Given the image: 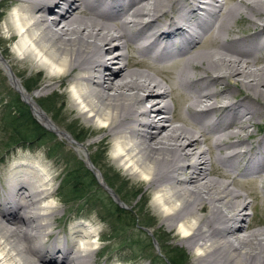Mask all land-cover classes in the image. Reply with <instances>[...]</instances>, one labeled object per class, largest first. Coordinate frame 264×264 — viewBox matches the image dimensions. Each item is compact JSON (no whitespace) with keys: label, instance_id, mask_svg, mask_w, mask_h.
I'll list each match as a JSON object with an SVG mask.
<instances>
[{"label":"bare ground","instance_id":"obj_1","mask_svg":"<svg viewBox=\"0 0 264 264\" xmlns=\"http://www.w3.org/2000/svg\"><path fill=\"white\" fill-rule=\"evenodd\" d=\"M8 2L14 59L66 86L77 115L110 139L112 162L145 182L198 263L264 264V229L243 212L256 197L246 202L237 180L256 177L264 189V136L249 142L264 113V0ZM9 63L0 51L37 121L70 140ZM39 162L0 165V264H95L96 225L59 223Z\"/></svg>","mask_w":264,"mask_h":264},{"label":"rangeland","instance_id":"obj_2","mask_svg":"<svg viewBox=\"0 0 264 264\" xmlns=\"http://www.w3.org/2000/svg\"><path fill=\"white\" fill-rule=\"evenodd\" d=\"M10 7L8 0H0L1 54L9 60V64L21 81L24 91L32 95L37 93L33 98L36 106L50 118L53 124L63 130L70 140L47 130L37 121L31 112V107L23 101L20 93L11 87L0 66V165L5 166L18 160L33 163L40 161L39 163L49 170L50 176L53 178L50 187L57 203L56 217L59 223L65 229L72 227L74 223L93 224L92 222H94L96 225L94 227H97L98 235L95 239V247L98 249V255L95 264H169L164 252L172 248L178 249L184 256L186 263L183 264H199L182 236L174 227L167 228L166 223L161 220L152 205V192L145 188V182L126 175L112 162L110 139L107 136H102V133H98L91 124L86 123L77 115L70 104L66 86H62L57 78H47L43 70L14 59L11 53L13 42L8 39L9 33H6L3 28L4 19ZM55 10L58 11V8ZM247 26V22H243L241 27L236 30H243ZM236 89L241 92L240 94L245 93L240 86ZM47 98L50 99L48 110L45 109L43 103ZM12 99H16L18 103L26 106L30 115L44 131L40 138L14 149L6 148L9 135L5 132L4 123L7 112L6 105ZM259 102L263 105L260 107L264 110V101L259 100ZM249 130L254 134L249 142L255 144L257 139L264 136V113L261 118L256 120V125ZM242 135L244 136L245 133ZM77 139L83 141L78 143ZM72 143L79 144L83 148L79 150ZM86 155H88L87 160L91 165L90 169L86 165ZM74 159L82 162L93 176L96 191H93L94 194H92L95 198V202L92 204L81 201L65 203L59 198V193L67 183L65 176L73 167ZM96 171L101 172L105 183L99 182L95 176ZM237 178L239 183H244L243 188L239 186V189L242 193L247 194L245 201L253 200V195L256 197L253 211L249 209L243 211L247 215L246 221L249 220L252 223V229H264V189H261L262 185L256 177ZM250 180H255L252 188L251 184H245V182H251ZM134 195L136 196L134 197ZM106 203L110 205L111 209L116 207L130 210L133 214L132 221L122 220L120 222L123 230L120 231L121 236L117 239V235L115 234L114 237L111 232L114 221L109 220L103 211V206H100ZM62 232H59V235L62 238L66 237L64 231ZM64 240V242H69L72 239L66 237ZM136 241H138L137 248L134 246L129 249V245L135 244Z\"/></svg>","mask_w":264,"mask_h":264},{"label":"trees","instance_id":"obj_3","mask_svg":"<svg viewBox=\"0 0 264 264\" xmlns=\"http://www.w3.org/2000/svg\"><path fill=\"white\" fill-rule=\"evenodd\" d=\"M49 98L44 99L43 103L45 109H49L50 102ZM6 113H5V132L9 135L7 139L6 148H17L21 145L27 144L34 139L40 138L44 131L43 129L36 123L34 118L30 115L28 108L21 103H18L16 99H12V101L6 105ZM78 143L83 140H76ZM66 186L64 189L62 188L59 193V198L62 202L71 203L72 201H81L86 203H94L95 198L92 194L93 191H96L94 187L93 176L90 172L85 168L82 162L79 160L73 161V167L66 174ZM93 192V193H92ZM96 193V192H95ZM136 195H134L135 197ZM103 206V211L105 215L111 220L114 221V225L111 227V232L116 236V239L121 236V224L122 220H130L132 221V216L130 210H122L116 207H110L108 203L100 205ZM116 234V235H115ZM138 241L133 245H129V249L132 247H136ZM124 243V242H123ZM122 244V243H121ZM137 248V247H136ZM139 251V250H138ZM165 258L169 264H183L186 263L184 256L181 254L178 249H170L164 252Z\"/></svg>","mask_w":264,"mask_h":264},{"label":"water","instance_id":"obj_4","mask_svg":"<svg viewBox=\"0 0 264 264\" xmlns=\"http://www.w3.org/2000/svg\"><path fill=\"white\" fill-rule=\"evenodd\" d=\"M86 163V162H85ZM86 165H87V163H86ZM87 167L90 169V167L87 165Z\"/></svg>","mask_w":264,"mask_h":264}]
</instances>
